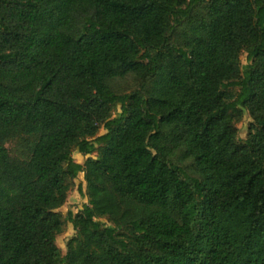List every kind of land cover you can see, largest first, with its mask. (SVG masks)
<instances>
[{
    "label": "trees",
    "instance_id": "obj_1",
    "mask_svg": "<svg viewBox=\"0 0 264 264\" xmlns=\"http://www.w3.org/2000/svg\"><path fill=\"white\" fill-rule=\"evenodd\" d=\"M0 264H264V0H0Z\"/></svg>",
    "mask_w": 264,
    "mask_h": 264
},
{
    "label": "rangeland",
    "instance_id": "obj_2",
    "mask_svg": "<svg viewBox=\"0 0 264 264\" xmlns=\"http://www.w3.org/2000/svg\"><path fill=\"white\" fill-rule=\"evenodd\" d=\"M243 64H247V54L244 53L242 55ZM139 86L138 82L132 78H127L125 81H120L117 84V90L119 92H129ZM121 108H118L114 112V116L121 115ZM251 122H253V117L249 110H244L243 118L238 122L237 126L239 128V135L242 139H246L249 127ZM107 130L105 128H101L100 134H104ZM7 146L12 150V154L14 156L22 155L20 143L18 140H13L7 143ZM73 156L77 162L84 163L87 156L79 153L78 151H74ZM93 156H97V152L93 154ZM83 184V188H86L85 181H84V174L81 173L76 180L74 188L70 191L68 199L66 203L59 209L64 215H67L69 211L77 213L78 211L82 210L85 203L88 201L87 197H85L79 189V186ZM103 222L110 224L107 219H104ZM76 235V230L72 223H68L65 231L60 234L57 238L58 245L62 248L64 254L67 252V243L68 241Z\"/></svg>",
    "mask_w": 264,
    "mask_h": 264
}]
</instances>
